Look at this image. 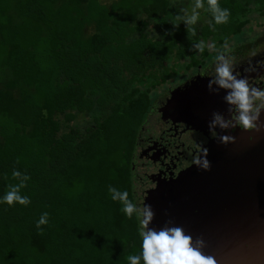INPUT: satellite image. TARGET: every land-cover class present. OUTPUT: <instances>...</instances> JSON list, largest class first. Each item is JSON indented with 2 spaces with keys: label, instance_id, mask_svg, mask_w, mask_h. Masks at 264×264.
<instances>
[{
  "label": "trees",
  "instance_id": "trees-1",
  "mask_svg": "<svg viewBox=\"0 0 264 264\" xmlns=\"http://www.w3.org/2000/svg\"><path fill=\"white\" fill-rule=\"evenodd\" d=\"M202 3L205 22L189 25L173 11L195 0H0V264H128L141 253L142 218L108 189L139 208L133 166L155 94L202 63L209 41L264 18V0H218L225 24ZM152 22L164 39L147 34ZM14 170L30 177L27 206L3 202L22 179Z\"/></svg>",
  "mask_w": 264,
  "mask_h": 264
},
{
  "label": "flooded vegetation",
  "instance_id": "flooded-vegetation-1",
  "mask_svg": "<svg viewBox=\"0 0 264 264\" xmlns=\"http://www.w3.org/2000/svg\"><path fill=\"white\" fill-rule=\"evenodd\" d=\"M261 27L260 34L234 48L227 49L225 44L208 50L202 63L158 91L133 166L139 208L146 198V205L154 212L149 228L160 230L173 223L194 240L202 239L208 234L204 231L205 222L223 220L212 216L227 213L233 207L229 198L238 193L234 183L246 179L250 166L258 172L261 164L257 161L264 155V135L223 144L219 136H231L241 129L217 128L218 135L213 138L208 128L212 114L228 118L229 106L224 100L225 90L210 91L208 84L216 75V56L224 54L232 60L238 78H246L251 86L264 90V25ZM212 87L215 89L216 85ZM262 120L264 110L259 117ZM206 145H210L206 157L209 170L194 164ZM204 203L213 204L207 209ZM214 208L219 213H212Z\"/></svg>",
  "mask_w": 264,
  "mask_h": 264
},
{
  "label": "clouds",
  "instance_id": "clouds-1",
  "mask_svg": "<svg viewBox=\"0 0 264 264\" xmlns=\"http://www.w3.org/2000/svg\"><path fill=\"white\" fill-rule=\"evenodd\" d=\"M211 8L212 17L215 24H225L229 20L230 12L228 9H221L218 0H208ZM203 8L202 0H195V6L187 24H193L199 18L196 9ZM178 19V17H177ZM211 26V25H210ZM177 27V25H173ZM192 30V35H194ZM194 47L203 53V42L194 45ZM211 49H215V44L209 45ZM216 60L215 77L209 81L208 88L210 91L218 89L225 90L224 100L228 107V118L222 114L214 112L212 120L208 128L213 138H216L219 128L222 131L235 129L239 127L244 131H260L264 125H259V117L261 111L264 110V90L251 86L246 78H238L234 74L232 60L226 58L224 54H218ZM215 84L214 89L212 85ZM219 140L223 144L233 143L235 138L230 135L219 136ZM208 149L202 148L201 154L194 159V164L204 170L210 169V162L207 160ZM13 178H21L19 171H13ZM30 179L23 176L17 185H9V190L3 197V202L8 206L20 204L27 206L31 201L29 197L21 194L20 189L25 187V181ZM109 193L113 201H118L123 207L122 211L131 219L134 214L142 217L141 229L139 235L142 238L141 253L139 255H129L127 257L128 264H218L217 259L213 255H206L202 248L204 242L201 238L193 241L191 235L186 234L184 229L179 226H164L160 230L149 228V224L154 218V212L150 205L144 204L142 208H138L130 199L127 191H121L115 187H109ZM48 213L41 214L37 221L36 227L39 229L42 225L48 223Z\"/></svg>",
  "mask_w": 264,
  "mask_h": 264
},
{
  "label": "water",
  "instance_id": "water-1",
  "mask_svg": "<svg viewBox=\"0 0 264 264\" xmlns=\"http://www.w3.org/2000/svg\"><path fill=\"white\" fill-rule=\"evenodd\" d=\"M258 124L264 125V120L259 121ZM263 135L264 127H261L258 132L241 129L231 136L235 138L233 142L235 143L238 140L260 138ZM207 147L209 149L210 145L204 148ZM257 164H261L258 172L256 168L250 166L246 179L241 182V185L234 183L238 193L229 198L231 201L229 205L233 206L229 212L212 216V218L219 217L223 220L214 223L206 221L203 225L204 231L208 234L202 236L204 242L202 251L206 255H213L218 264H264V155ZM144 204H146V198L143 199L140 208ZM212 204L206 203L205 207L209 209L208 207ZM212 213L219 212L217 208H214ZM209 216L208 214L206 219ZM172 225L176 226L173 223ZM186 231L190 233L189 230Z\"/></svg>",
  "mask_w": 264,
  "mask_h": 264
},
{
  "label": "rangeland",
  "instance_id": "rangeland-1",
  "mask_svg": "<svg viewBox=\"0 0 264 264\" xmlns=\"http://www.w3.org/2000/svg\"><path fill=\"white\" fill-rule=\"evenodd\" d=\"M181 2H182V0H181ZM182 8L183 9H180L179 8L177 11H173V13L175 15H177V17H178L179 20H182L184 18L185 19H189L190 16H191V14H192V9L194 8V6L193 5H191V6L184 5ZM196 12L199 13V18L196 21H201L202 18H203V20H204L203 22H205V19L203 17V14L199 10H197V9H196ZM260 22L261 23L264 22V18L259 17L257 13H253L252 14V18H251L250 25L251 26L252 25L255 26L257 23H258V25H256L254 27V29H250V28L247 29L246 28L240 35H236V36L232 37L231 40H229L228 43H227V49L234 48L236 45H238V43L239 44H243L246 41H250L252 38H254V36L256 35V33H258L259 31H263V28L261 27V23ZM86 32L89 33L90 30H87ZM147 34L150 37H152V38L164 39V34L161 31L158 30V27H157V23L156 22H152L151 23V25L147 29ZM211 44H212L211 41H209L207 43V49L209 51L212 50L209 47V45H211ZM227 49L226 50L223 49V52H227ZM176 80H177L176 78L175 79H171L168 84L171 83L173 85L174 83H176ZM167 85L165 86V88L167 87ZM157 94H158V92L155 95H157ZM154 98H156V97H154ZM79 119L80 120L77 123V127L76 128L79 129L80 131L84 132L85 129L87 127H89V125L91 124V120H90L91 118L88 115V116H85V117H82V118H79ZM62 130H64V129L62 128Z\"/></svg>",
  "mask_w": 264,
  "mask_h": 264
}]
</instances>
